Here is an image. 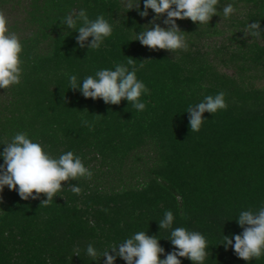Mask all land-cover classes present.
<instances>
[{
	"label": "trees",
	"instance_id": "trees-1",
	"mask_svg": "<svg viewBox=\"0 0 264 264\" xmlns=\"http://www.w3.org/2000/svg\"><path fill=\"white\" fill-rule=\"evenodd\" d=\"M126 3L0 0L24 61L21 83L0 89V153L24 132L53 158L72 151L93 173L91 180L62 182L48 204L41 203L43 194L22 200L5 186L0 264H104L103 257L93 261L87 255L89 244L103 253L140 231L156 236L164 259L175 250L171 229H159L166 211L174 216L173 228L205 237L204 264H264V255L244 261L223 245V236L242 233L240 212L264 206V86L254 85L264 79V33L259 39L248 33V24L256 21L264 30V0H219L209 24L177 20L189 47L176 52L135 40L155 14L148 9L141 17ZM229 4L236 12L226 19L223 7ZM81 9L92 20L103 15L113 27L98 50L80 48L78 32L61 23ZM164 18L156 23L166 27ZM129 57L149 89L140 98L143 111L126 100L105 104L69 88V76L82 83L101 69L127 66ZM221 91L227 109L203 113L200 130L191 131L189 106ZM71 185L81 193H73ZM114 264L126 262L117 257Z\"/></svg>",
	"mask_w": 264,
	"mask_h": 264
},
{
	"label": "clouds",
	"instance_id": "clouds-1",
	"mask_svg": "<svg viewBox=\"0 0 264 264\" xmlns=\"http://www.w3.org/2000/svg\"><path fill=\"white\" fill-rule=\"evenodd\" d=\"M218 4L219 0H143L144 10L140 11V0H127L126 7L128 11L136 9L141 17L148 16V9L155 14L147 24L151 27L139 32L135 40L152 50L176 52L187 51L189 47L185 32L179 28L176 21L189 19L193 23L209 24L211 18L218 15ZM235 12L236 8L232 4L223 7V16L226 19ZM161 17H165L162 22L166 27L156 23ZM61 23L78 32L76 42L80 48L98 50L104 40L113 34L112 25L103 15H98L92 20L84 9L78 13H70ZM78 23L80 26L77 29ZM248 33L259 39L264 33L260 28V21L248 24ZM89 37L92 38L90 42ZM22 52L20 38L10 31L6 16L0 11V89L21 83L24 64L21 59ZM135 62L136 60L129 57L127 66L117 64L114 70L101 69L95 73V77L87 76L82 83H78L77 77L71 75L69 88L73 91L79 89L84 98L101 99L105 104L119 105L122 100H126L131 102L137 111H143L146 104L140 98L149 94V89L137 79L136 72L139 69ZM143 66L141 63L139 68ZM227 107L223 91L214 97L206 96L194 107L189 106L187 112L190 114L191 131L200 130L205 120L202 118L203 113L213 115L218 110H226ZM84 124L87 125L88 122L84 121ZM89 129L91 130L90 125ZM0 155L4 161L3 165H0V192L7 186L10 191H17L22 200H37L43 194L46 199L41 203L48 204L62 190V182L80 178L91 180L93 176L92 171L85 167L81 158L72 151L60 155L59 158H53L44 151L40 143L33 142L24 132L15 134L11 142L5 144ZM71 191L80 194L82 190L71 185ZM173 221L172 212L166 211L164 218L158 223L159 229H171L169 240L175 249L164 259H160L164 249L156 236H149L144 231L135 233L131 238L103 253L97 252L89 244L87 255L93 258V261L103 257L104 264H114L117 257L126 264H181L178 257L187 258L192 264H204L209 255L205 237L199 232L188 231L183 227L173 228ZM237 224L243 231L231 239L223 236L225 249L232 246L237 257L244 261L260 259L264 255V206L256 212L251 209L240 212ZM110 252L113 254H109Z\"/></svg>",
	"mask_w": 264,
	"mask_h": 264
},
{
	"label": "rangeland",
	"instance_id": "rangeland-1",
	"mask_svg": "<svg viewBox=\"0 0 264 264\" xmlns=\"http://www.w3.org/2000/svg\"><path fill=\"white\" fill-rule=\"evenodd\" d=\"M8 10V9H7ZM7 10H3V13L5 14V16H7L8 14V11ZM7 11V12H6ZM9 16V14H8ZM217 68L221 71V72H228L227 71V68L225 67H221L220 65H217ZM254 85L257 87V88H260V87H263L264 86V79H255L254 80Z\"/></svg>",
	"mask_w": 264,
	"mask_h": 264
}]
</instances>
